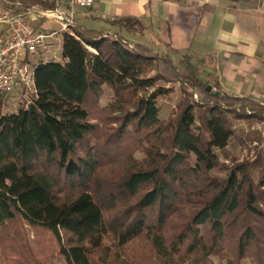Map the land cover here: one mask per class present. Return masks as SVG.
<instances>
[{"label": "trees", "instance_id": "1", "mask_svg": "<svg viewBox=\"0 0 264 264\" xmlns=\"http://www.w3.org/2000/svg\"><path fill=\"white\" fill-rule=\"evenodd\" d=\"M107 21L147 30L138 17ZM131 44L76 26L62 60L36 64L29 101L6 113L0 97V264H264V134L235 125L263 122L264 103L222 91L186 50L175 62ZM175 83L183 96L161 119Z\"/></svg>", "mask_w": 264, "mask_h": 264}, {"label": "crops", "instance_id": "2", "mask_svg": "<svg viewBox=\"0 0 264 264\" xmlns=\"http://www.w3.org/2000/svg\"><path fill=\"white\" fill-rule=\"evenodd\" d=\"M54 1L61 10L70 7V0ZM123 16L143 19L147 30L134 34L107 21ZM75 19L77 26L121 34L175 62L180 55L173 50H186L204 75L213 72L209 78L222 91L264 103V0H95L90 9L76 6ZM43 20L33 22L47 28ZM51 43L58 46L60 36Z\"/></svg>", "mask_w": 264, "mask_h": 264}, {"label": "built area", "instance_id": "3", "mask_svg": "<svg viewBox=\"0 0 264 264\" xmlns=\"http://www.w3.org/2000/svg\"><path fill=\"white\" fill-rule=\"evenodd\" d=\"M95 0H70V7L44 9L38 5L23 8L20 2L0 0V97L14 93H36V56L51 48V41L77 26L75 7L90 9ZM55 11V13H51ZM33 15V17H32ZM35 19L56 22L60 30L37 27ZM132 45V44H131Z\"/></svg>", "mask_w": 264, "mask_h": 264}, {"label": "rangeland", "instance_id": "4", "mask_svg": "<svg viewBox=\"0 0 264 264\" xmlns=\"http://www.w3.org/2000/svg\"><path fill=\"white\" fill-rule=\"evenodd\" d=\"M42 23L44 25L47 26L48 29H54V30H60V26L56 23H51L48 20H43ZM60 36V43L57 46V43L54 44V47H51L49 51H47L45 54L43 55H38L36 56L35 60L36 63H39L41 60H62V56H61V52H62V38H63V33L59 34ZM52 44V43H51ZM53 45V44H52ZM154 53L158 54L159 56H162L159 52H156L154 50H152ZM162 57H166V56H162ZM182 72H187V70L185 68L181 69ZM156 72H152L151 74L154 75ZM159 83L161 84H166V85H170V83H166L165 81H160ZM174 85V89L175 91L160 98L157 105L160 108V112H159V117L161 119H167L173 112L176 111L177 107H178V103L181 100L183 94L181 93L180 90V84L179 83H175L172 84ZM32 96L27 94L26 96L20 93H14L12 95H10L8 97V106L5 108V112L6 113H11V112H15L19 109V107L23 104L24 101H29V99ZM113 97V93L112 91L108 88L105 87L104 88V93L100 98V102H99V106L100 107H106L108 105V103L112 100ZM96 121V120H95ZM235 125L240 126V127H245L247 129L250 128H255V129H259L261 131H263L264 134V121L260 122V121H256V120H239V121H235ZM230 149L241 155V158L247 156L249 154V149L248 148H240V147H236L234 144H232L230 146ZM252 153V152H250ZM135 156L139 159H142L143 153H141L140 151H137L135 153ZM222 160H224V158L222 157ZM224 162H229V161H224ZM222 173V172H220ZM26 228L28 229V227L26 226ZM31 237L32 236H36L37 232L35 230H31V232L28 230L27 231ZM1 235V232H0ZM212 260L215 264H231L229 258L227 255L224 256H212ZM53 264H67V262L64 260V258L62 257H57L56 259L53 260ZM240 264H257V262L251 258H244L243 260L240 261Z\"/></svg>", "mask_w": 264, "mask_h": 264}, {"label": "water", "instance_id": "5", "mask_svg": "<svg viewBox=\"0 0 264 264\" xmlns=\"http://www.w3.org/2000/svg\"><path fill=\"white\" fill-rule=\"evenodd\" d=\"M207 89H208V90H211V89H212V85H208V86H207ZM215 93H216L217 95H219V94H220V91H219V90H215Z\"/></svg>", "mask_w": 264, "mask_h": 264}, {"label": "bare ground", "instance_id": "6", "mask_svg": "<svg viewBox=\"0 0 264 264\" xmlns=\"http://www.w3.org/2000/svg\"><path fill=\"white\" fill-rule=\"evenodd\" d=\"M51 13H55V11H51Z\"/></svg>", "mask_w": 264, "mask_h": 264}]
</instances>
